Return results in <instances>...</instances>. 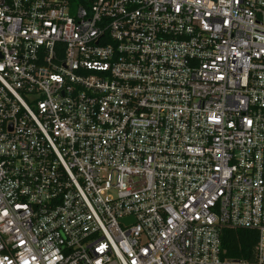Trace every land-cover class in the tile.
Here are the masks:
<instances>
[{
    "label": "built area",
    "instance_id": "1",
    "mask_svg": "<svg viewBox=\"0 0 264 264\" xmlns=\"http://www.w3.org/2000/svg\"><path fill=\"white\" fill-rule=\"evenodd\" d=\"M0 264H264V0H0Z\"/></svg>",
    "mask_w": 264,
    "mask_h": 264
},
{
    "label": "trees",
    "instance_id": "2",
    "mask_svg": "<svg viewBox=\"0 0 264 264\" xmlns=\"http://www.w3.org/2000/svg\"><path fill=\"white\" fill-rule=\"evenodd\" d=\"M220 237L224 258L253 260L258 242L256 230L222 227Z\"/></svg>",
    "mask_w": 264,
    "mask_h": 264
},
{
    "label": "rangeland",
    "instance_id": "3",
    "mask_svg": "<svg viewBox=\"0 0 264 264\" xmlns=\"http://www.w3.org/2000/svg\"><path fill=\"white\" fill-rule=\"evenodd\" d=\"M77 8V5L74 3L73 5H72V11H75V9ZM73 14V13H72ZM74 15V14H73Z\"/></svg>",
    "mask_w": 264,
    "mask_h": 264
}]
</instances>
